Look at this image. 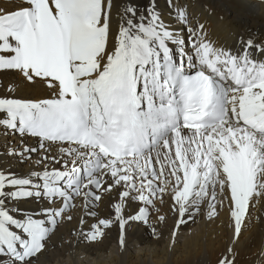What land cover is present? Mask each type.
I'll return each instance as SVG.
<instances>
[{
    "label": "snow or ice",
    "instance_id": "6c2138e0",
    "mask_svg": "<svg viewBox=\"0 0 264 264\" xmlns=\"http://www.w3.org/2000/svg\"><path fill=\"white\" fill-rule=\"evenodd\" d=\"M166 4L169 19L159 0L0 9V73L16 77L0 93V134L19 139L5 157L27 167L0 164V264H36L81 210L94 222L71 235L98 242L116 225L124 246L130 223H167L166 197L173 244L226 199L233 237L217 264H237L250 205L264 199V41L217 47L185 0ZM21 83L49 95H19ZM104 200L112 218L96 210Z\"/></svg>",
    "mask_w": 264,
    "mask_h": 264
},
{
    "label": "bare ground",
    "instance_id": "6f19581e",
    "mask_svg": "<svg viewBox=\"0 0 264 264\" xmlns=\"http://www.w3.org/2000/svg\"><path fill=\"white\" fill-rule=\"evenodd\" d=\"M21 3L23 0H0V9L12 10ZM185 3L195 19L205 25L208 38L217 47L240 52L242 41L249 38L264 41V0H185ZM159 6L166 13L165 19H169L166 0H159ZM14 80V74L0 73V93ZM18 94L47 98L49 89L41 83L35 86L21 83ZM17 143L18 138H6L0 134V164H9L13 170L25 172L26 165L15 158L5 157V151L11 150L9 145ZM27 143L35 145L36 140L29 138ZM172 202L170 197H166L163 205V210L168 213L167 223L132 222L126 226L124 246L119 244L120 229L116 225L106 230V236L98 242H89L79 232L71 235L78 227L86 231L94 222L85 210L74 212L73 221L60 227L36 264H217L225 249L231 246L233 237L228 201L225 199L222 206L217 205L219 215L211 220L206 208L195 213L186 224L180 225L174 244L171 232L175 214L168 212ZM23 207L31 210L38 205L28 203ZM96 210L101 218L114 215L108 200H104ZM80 219L86 221L82 226L79 225ZM153 227L158 237L152 233ZM236 248L239 252L237 264H254L261 248H264V199L250 205V214Z\"/></svg>",
    "mask_w": 264,
    "mask_h": 264
},
{
    "label": "rangeland",
    "instance_id": "374dc122",
    "mask_svg": "<svg viewBox=\"0 0 264 264\" xmlns=\"http://www.w3.org/2000/svg\"><path fill=\"white\" fill-rule=\"evenodd\" d=\"M251 217H252V213H251Z\"/></svg>",
    "mask_w": 264,
    "mask_h": 264
}]
</instances>
